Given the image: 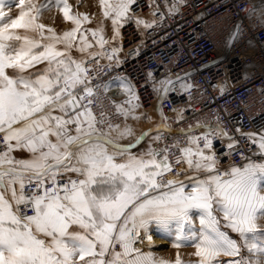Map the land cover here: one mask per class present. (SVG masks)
<instances>
[{
    "label": "snow or ice",
    "instance_id": "6c2138e0",
    "mask_svg": "<svg viewBox=\"0 0 264 264\" xmlns=\"http://www.w3.org/2000/svg\"><path fill=\"white\" fill-rule=\"evenodd\" d=\"M185 2L164 8L174 15ZM137 3L96 0L97 13L69 0H0V264H264V120L244 131L218 109L214 120L188 117L190 105L166 112L170 93L193 99L191 72L148 69L143 85L122 72L140 47L121 55L123 29L147 33L165 19L155 0L148 17ZM52 8L61 29L42 21ZM242 31L229 28L227 43ZM148 85L152 114L138 93ZM113 87L122 99L108 96ZM215 141L239 162L223 164ZM151 225L173 240L174 258L144 250Z\"/></svg>",
    "mask_w": 264,
    "mask_h": 264
},
{
    "label": "built area",
    "instance_id": "2783aa9c",
    "mask_svg": "<svg viewBox=\"0 0 264 264\" xmlns=\"http://www.w3.org/2000/svg\"><path fill=\"white\" fill-rule=\"evenodd\" d=\"M171 2L168 0L169 4ZM155 3L165 13L159 28L147 33L137 30L135 25L123 29L121 55L136 49L137 44L140 47L135 58L128 55L121 71H130L141 85L145 82L140 77L148 69L157 77L167 72L173 76L191 72L190 80L198 85V91L193 90L191 101L187 93H170L164 101L166 112L172 107L190 105L192 110L186 113L188 117L198 113L199 118L214 120L218 109L222 118L231 114L244 131H259L264 120V92L259 91L264 86V24L257 14L264 12V0H186L174 15L167 14L164 0H155ZM150 5L152 0H138L137 13L148 17ZM246 5L249 6L247 12L244 11ZM237 22L241 24L242 35L229 44L227 31L234 28ZM218 69H221L219 73ZM219 82L226 86L223 95L213 86ZM112 91L117 93L118 89H110L108 96ZM138 93L141 111H150L156 103L151 85L138 88ZM103 103L108 104L107 98L103 99ZM113 122H118V118H114ZM169 122L173 127H183L195 120H186L184 125L174 120ZM241 144H244L243 140ZM215 145L223 164L230 160L239 162V152L225 157L223 144L215 141ZM255 151L253 145L251 149H246L245 154Z\"/></svg>",
    "mask_w": 264,
    "mask_h": 264
},
{
    "label": "rangeland",
    "instance_id": "374dc122",
    "mask_svg": "<svg viewBox=\"0 0 264 264\" xmlns=\"http://www.w3.org/2000/svg\"><path fill=\"white\" fill-rule=\"evenodd\" d=\"M69 2L71 4H73V10L76 11H90V12H97L98 13V9L95 6L96 5V0H81V4L80 7L77 9L75 7L76 5V0H69ZM13 10H15L13 8ZM53 17H55V19H53ZM42 21L46 22L54 27H56L57 29H61L63 28L64 22L62 21V18L59 16L57 10L55 8L49 9V10H45L42 13ZM95 20L93 21V25L95 24ZM150 114H152V109H150V111H148ZM197 227H198V223H197ZM149 234L152 236V238L154 237L155 239H159V241L161 242V244H159V247L156 249H149L146 246V240L144 241V250L148 251H152L156 256L158 257H163L166 259H172L175 256V253L177 252V249L174 248L173 245V240L169 239L167 236H165L164 234H162L160 232V230L155 226V225H151L150 226V230H149ZM193 251V248L191 245H182L179 249V252L182 255V258L184 260H191V259H195V257L189 255L191 252Z\"/></svg>",
    "mask_w": 264,
    "mask_h": 264
},
{
    "label": "crops",
    "instance_id": "0c3cea01",
    "mask_svg": "<svg viewBox=\"0 0 264 264\" xmlns=\"http://www.w3.org/2000/svg\"><path fill=\"white\" fill-rule=\"evenodd\" d=\"M110 95H111V97H113V98H115V99H117V100L122 99V97H120L119 95H117L116 92H113V91H112V92L110 93ZM133 123H135V122H133ZM143 126H144V124H143V122H141V123L137 126V130L139 129V127H143ZM13 155H16V156H22V155H26V153H22V152H14Z\"/></svg>",
    "mask_w": 264,
    "mask_h": 264
},
{
    "label": "bare ground",
    "instance_id": "6f19581e",
    "mask_svg": "<svg viewBox=\"0 0 264 264\" xmlns=\"http://www.w3.org/2000/svg\"><path fill=\"white\" fill-rule=\"evenodd\" d=\"M146 246L148 245V241L146 240ZM159 244H161V242L159 241V239H155L154 237L152 238V249H156V248H158L159 247ZM139 246V245H138Z\"/></svg>",
    "mask_w": 264,
    "mask_h": 264
}]
</instances>
